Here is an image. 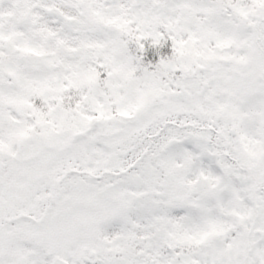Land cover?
<instances>
[{
  "label": "snow or ice",
  "instance_id": "1",
  "mask_svg": "<svg viewBox=\"0 0 264 264\" xmlns=\"http://www.w3.org/2000/svg\"><path fill=\"white\" fill-rule=\"evenodd\" d=\"M0 264H264V0H0Z\"/></svg>",
  "mask_w": 264,
  "mask_h": 264
}]
</instances>
